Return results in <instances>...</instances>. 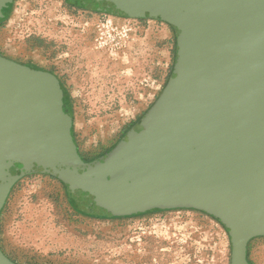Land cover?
<instances>
[{
  "label": "water",
  "instance_id": "obj_1",
  "mask_svg": "<svg viewBox=\"0 0 264 264\" xmlns=\"http://www.w3.org/2000/svg\"><path fill=\"white\" fill-rule=\"evenodd\" d=\"M88 1L173 29L168 82L111 151L86 161L57 80L0 54V214L17 182L48 175L101 218L203 212L226 228L230 264H251L249 244L264 237V0ZM0 264L17 263L0 247Z\"/></svg>",
  "mask_w": 264,
  "mask_h": 264
},
{
  "label": "rangeland",
  "instance_id": "obj_2",
  "mask_svg": "<svg viewBox=\"0 0 264 264\" xmlns=\"http://www.w3.org/2000/svg\"><path fill=\"white\" fill-rule=\"evenodd\" d=\"M0 54L60 85L80 156L111 151L168 82L176 37L166 23L123 18L75 0H6ZM0 247L17 264H230L226 228L196 210L99 218L48 175L24 177L0 214ZM264 264V237L249 244Z\"/></svg>",
  "mask_w": 264,
  "mask_h": 264
},
{
  "label": "flooded vegetation",
  "instance_id": "obj_3",
  "mask_svg": "<svg viewBox=\"0 0 264 264\" xmlns=\"http://www.w3.org/2000/svg\"><path fill=\"white\" fill-rule=\"evenodd\" d=\"M83 1H84V4H86V5H91V6L94 7V8H99V7L96 6L95 4L89 2L88 0H75V4H76V6L82 8V7H83ZM7 10H8V9L6 8V3H5V6L3 7V11H2V17H1V19H0V24L3 23V21H4L5 17H6V15H7ZM15 62H16L17 64H19L21 67H23V68H25V69H27V70L35 71V72L38 73V74H45L47 77L52 78V79L54 78L49 72H47V71L41 69L40 67H38V66H36V65H22L21 63H19V62H17V61H15ZM59 89H60V85H59ZM60 91H61V89H60ZM61 92H62V91H61ZM63 101H64V107H65L66 104H65L64 96H63ZM156 211H158V210H156Z\"/></svg>",
  "mask_w": 264,
  "mask_h": 264
},
{
  "label": "trees",
  "instance_id": "obj_4",
  "mask_svg": "<svg viewBox=\"0 0 264 264\" xmlns=\"http://www.w3.org/2000/svg\"><path fill=\"white\" fill-rule=\"evenodd\" d=\"M168 78H169V76H168ZM64 109H65L66 112H69L68 109H67V107H66V105H65ZM94 216H95V215H94ZM96 217H99V216H96ZM99 218H101V217H99ZM248 258H249V255H248ZM249 261H250V260H249ZM250 263H251V262H250ZM251 264H252V263H251Z\"/></svg>",
  "mask_w": 264,
  "mask_h": 264
}]
</instances>
